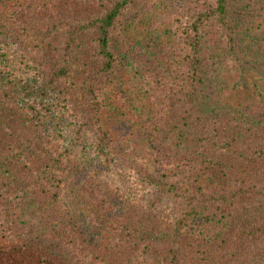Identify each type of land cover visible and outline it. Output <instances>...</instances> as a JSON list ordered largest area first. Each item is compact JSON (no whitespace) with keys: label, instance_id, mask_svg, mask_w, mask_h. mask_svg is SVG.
Returning a JSON list of instances; mask_svg holds the SVG:
<instances>
[{"label":"trees","instance_id":"1","mask_svg":"<svg viewBox=\"0 0 264 264\" xmlns=\"http://www.w3.org/2000/svg\"><path fill=\"white\" fill-rule=\"evenodd\" d=\"M155 1L0 0V264H264V0H187L165 48L126 50L125 18ZM246 77L258 97L233 98ZM56 110L100 154L138 118V171L171 210L72 163Z\"/></svg>","mask_w":264,"mask_h":264},{"label":"rangeland","instance_id":"2","mask_svg":"<svg viewBox=\"0 0 264 264\" xmlns=\"http://www.w3.org/2000/svg\"><path fill=\"white\" fill-rule=\"evenodd\" d=\"M185 3H187V0H179L173 7V3L170 4L169 0H157L153 5L147 4L143 8L141 5L135 6L133 12L136 13L133 16L126 17L122 26L126 38L125 49L137 50L138 45L143 43L146 35L159 50L165 48L167 43H171L175 39V29H173L175 19L180 17L179 10ZM137 9L138 11H136ZM9 48L14 49V46L0 36V52L9 51ZM20 58L25 60L24 62L27 64L30 63L25 54L15 56L13 63L12 61L8 63L13 66V64L18 63ZM8 67L9 65H7ZM27 69H25L27 75L24 76V79H28L30 83L32 82V75L31 71ZM246 80V83L239 86L233 98L243 100L245 97H258V88L256 89L254 80L251 77H246ZM53 96L52 90L45 92L40 86L36 85V88L32 89L30 95H28V101L52 103ZM141 103L143 104V101ZM55 117L64 136L63 146L68 147V159L72 163L79 161L89 172L94 173L97 180L118 190L143 210L157 209L165 213L172 206L173 198L167 192H160L154 185L149 184L138 171L139 165H144L152 159L145 139L140 141L141 129L138 123H135L138 118L127 119L126 115L122 114L119 116L120 120L115 118L113 125L109 124L110 132L117 146L113 151L103 148V156L98 153L96 148L94 127L84 129L76 139L74 119L68 117L61 110H56ZM174 210L175 212L179 211L177 208H174Z\"/></svg>","mask_w":264,"mask_h":264}]
</instances>
